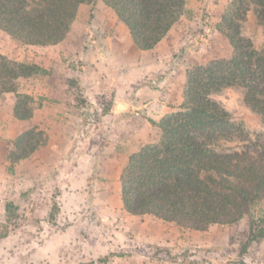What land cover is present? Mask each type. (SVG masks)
Returning <instances> with one entry per match:
<instances>
[{
    "label": "rangeland",
    "instance_id": "rangeland-1",
    "mask_svg": "<svg viewBox=\"0 0 264 264\" xmlns=\"http://www.w3.org/2000/svg\"><path fill=\"white\" fill-rule=\"evenodd\" d=\"M232 1L219 2L218 16L228 12ZM184 14L193 21H186L182 17ZM178 22H184L181 33L189 44L184 45L175 56L179 57L178 60L189 58L187 69L231 54L232 47L225 35L216 28L206 26L211 23L217 27L221 21L216 22L205 9L195 11V8L189 9L184 4ZM242 26L243 35L251 38L258 49H264V17L258 16L255 5H250ZM0 37V54L9 57L18 50L12 42L13 37L1 31ZM69 64L76 73L83 70L78 60H71ZM63 67L60 64L56 68L60 81L66 70ZM45 70L39 74L46 75L49 71ZM25 78L16 80L19 93H24L22 90L29 87ZM12 93L15 105L17 97L15 92ZM243 97L244 89L239 86L210 94V98L226 108L232 119L251 136L264 133L261 118L245 105ZM5 98L4 93L0 94V101ZM64 101L66 105L58 111L57 117L46 121L42 129L38 125L39 129L34 127L18 134L15 132L14 137L0 135L3 138L0 142V264H86L91 261L97 264L100 257L110 254L109 262L104 263L133 264L125 261L126 256L146 255V247L140 245L131 230L132 217L123 206L120 176L129 159L124 163L131 146L128 144L131 125L140 118L131 113L113 117L111 130L118 142L116 148L112 147L111 151L104 153H112V160L106 159V163L104 159L100 161L93 156L100 155L109 146L104 140V134L108 135L110 128L106 123L109 119L107 115L83 109L81 105L86 106L88 97L80 92L72 96L68 93ZM42 102L41 97L32 96L29 105L34 111ZM70 103L77 108L70 107ZM2 106L0 112L6 116L8 112ZM30 129L34 130L35 136L32 139L28 136L22 138V134ZM96 133L101 137L97 143L92 141L93 138L89 139ZM19 138L23 140L21 144H17ZM30 146L34 148L33 152L24 158H15L20 152L19 147L29 149ZM237 146V141H223L219 148L234 149ZM251 220L258 228H264V199L255 201L250 213L239 222L233 237L235 244L231 242L229 227L219 224L209 236L195 238L186 245L147 244L152 246L151 251L156 255H146L139 259V264H168L172 258L182 264H237L242 259L236 252L238 243L247 239ZM149 226L159 229L152 221H149ZM186 230V227H180L179 233ZM207 237L220 244L216 245L221 247L219 252L210 250L212 247L208 245H200L208 240ZM256 250L255 247V253L244 258L248 260L245 261L247 264L264 262V247ZM118 256L123 257L116 258Z\"/></svg>",
    "mask_w": 264,
    "mask_h": 264
},
{
    "label": "trees",
    "instance_id": "trees-1",
    "mask_svg": "<svg viewBox=\"0 0 264 264\" xmlns=\"http://www.w3.org/2000/svg\"><path fill=\"white\" fill-rule=\"evenodd\" d=\"M93 1L0 0V29L24 44H56L66 36L80 4ZM103 1L126 23L136 44L145 49L162 39L185 4V0ZM250 5L256 6L260 18L264 17V0L232 1L217 26L227 37L231 54L189 68L183 104L153 122L161 132L156 142L129 156L120 176L121 198L128 212L152 214L197 230H207L214 223L227 225L234 243L240 220L250 213L255 201L264 199V133L251 136L226 108L210 98L212 92L239 86L244 89L245 105L264 125V49H258L242 32ZM44 71L37 64L0 54V94L16 93V117L28 119L34 112L29 105L32 96L19 93L16 80ZM33 135L30 129L22 138L32 139ZM223 141H237L239 146L219 148ZM18 149L16 159L34 150L32 146ZM254 222L250 221L247 239L238 243L236 252L242 259L237 264H247L244 258L255 253L254 243L264 238V228ZM140 245L146 247L147 256L156 255L151 245ZM110 255L100 257L97 264L107 262Z\"/></svg>",
    "mask_w": 264,
    "mask_h": 264
},
{
    "label": "crops",
    "instance_id": "crops-1",
    "mask_svg": "<svg viewBox=\"0 0 264 264\" xmlns=\"http://www.w3.org/2000/svg\"><path fill=\"white\" fill-rule=\"evenodd\" d=\"M221 1L225 0H186L185 6L189 9L195 8V11L205 9L217 22L222 19L218 16ZM182 17L188 22L193 21L186 14ZM184 25V22L176 21L154 47L145 49L136 44L129 27L111 6L103 0H94L91 3L80 4L66 36L56 44H24L12 39L18 50L9 54L11 59L37 64L49 72L46 75L35 74L25 78V82H29V87L22 92L31 94L35 98L41 97L43 100L38 107L34 108L33 115L28 119H20L14 115L12 97L14 93H4L6 98L0 101V105H3L2 107H5L8 113L2 116V111L0 112V135L14 137L15 132L18 134L34 127L39 129L38 125L42 129L45 122L52 117H57L58 111L66 105L64 100L68 93L72 96L80 92L84 94V97H88L86 106L81 105L83 109L103 112L109 118L106 122L110 127L109 134H104L106 136L104 140L109 146L103 153H99L100 155L94 154L95 159L100 161L104 159L106 163V159L112 160L110 156L112 153H104L111 151L112 147H117L118 139L111 130L113 117L131 113L140 118L137 122L133 121L131 125L132 133L128 139V144L131 146L124 157L125 163L130 154L138 151L141 146L158 140L159 128L153 122H159L166 114L174 112L184 102V88L188 78L187 59L189 58L183 57L178 60L179 57L175 56L184 45L189 44L181 33ZM206 26L216 28L221 33L211 23ZM1 47L0 37V50ZM71 60H78L83 70H78L76 73L74 67L69 64ZM60 64H63V69H66L62 73V82L56 71ZM69 106L77 108L71 103ZM91 138L95 143L101 141L97 133L93 137L89 136V139ZM2 140L0 136V142ZM128 214L132 217L130 218L131 230L143 244L186 245L196 240L195 238H202L206 234L209 236L211 231L219 225L211 224L207 230L186 227L188 230L179 233V228L185 229V227L174 222L162 220L148 213L128 212ZM149 221L156 223L160 230H154L156 227L152 229ZM208 240L200 245H208L207 247H212L209 248L210 250L219 252L221 247L216 245L220 244L213 238ZM254 245L257 246V250L264 247V239ZM222 248L225 249V246ZM143 257L147 256L133 254L126 256L125 261L139 264V259ZM245 261L248 262L247 259ZM168 264H182V262L178 260Z\"/></svg>",
    "mask_w": 264,
    "mask_h": 264
}]
</instances>
